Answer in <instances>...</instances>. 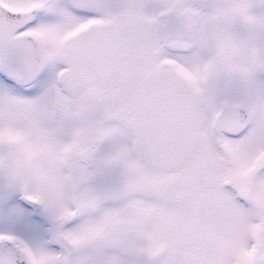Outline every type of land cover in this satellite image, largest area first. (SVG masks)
<instances>
[{"label": "rangeland", "instance_id": "1", "mask_svg": "<svg viewBox=\"0 0 264 264\" xmlns=\"http://www.w3.org/2000/svg\"><path fill=\"white\" fill-rule=\"evenodd\" d=\"M8 1L22 4L27 0ZM58 1L66 4L68 0ZM131 1L134 6L137 1L145 4L122 0V6L119 2L106 8L105 16L127 17L126 5ZM155 3L146 11L155 14L168 7ZM47 16L42 15L37 26L50 35L63 34L74 21L65 11ZM156 29L159 45L153 53V79L156 85L167 81L185 93L184 86L161 67L159 60L171 53ZM68 44L62 40L50 45L55 59L47 73L32 84L43 87L39 91L16 88L21 85L0 76V125L31 136L39 151V171L30 185L55 222L44 220L40 232L29 214H19L26 230L40 236L34 246L37 264H264V221L260 215L264 213V173L259 170L264 158V76L252 71L251 77L255 76L245 89L214 91L209 53L199 52L198 62L180 56L194 73L202 100L177 93L179 98H187L180 106L172 103L171 111L184 113L194 122L200 143L196 145L195 137L192 135L191 142L188 136L190 148L185 149L177 132L166 134L160 105L151 113L156 135L152 136L148 126L143 151H139L140 138L136 140L132 126L116 119L119 110H125L129 118L124 107L133 91L120 96V109L118 94L112 89L123 74L112 61H95L74 96L61 89L63 70L69 77L67 85L79 80L82 70L83 62L68 69L60 56ZM223 96L240 97L252 107L254 122L241 137L220 138L211 129L220 112L213 105ZM7 228L19 230L12 224ZM67 241L75 244L74 249Z\"/></svg>", "mask_w": 264, "mask_h": 264}, {"label": "flooded vegetation", "instance_id": "2", "mask_svg": "<svg viewBox=\"0 0 264 264\" xmlns=\"http://www.w3.org/2000/svg\"><path fill=\"white\" fill-rule=\"evenodd\" d=\"M2 1L20 11L30 12L36 9V13L28 18L19 31V33L27 31L37 33L48 50V65L33 83L47 73L52 60L55 59L53 58L54 53L49 48L50 45H58L62 40L69 42L67 45L69 47L60 55L67 62L68 69L74 64L83 62L79 73L80 79H76L72 85H67L65 80L69 81V77L64 75V70L61 72L60 87L69 97L77 93L81 87L78 83L82 84V81L86 80L84 73L92 67L95 61L105 58L104 60L113 62L116 70L118 69L123 74L112 89L118 94L117 104L120 109L123 108L120 104L122 99L120 96L133 91V97L127 107H124L128 110L129 118L127 119L125 110H119L116 111V119L132 126L136 140L140 138L139 151H143L144 134L148 126H151L152 136L156 135L151 113L153 114V111L160 105L165 114L162 124L166 134L177 132L175 135L185 149L190 148L186 143L188 136L191 142L192 135L195 137L196 145L200 143L199 136L194 133V122L189 117L183 116L184 113L178 114L171 111L172 103L180 106L183 101H186L185 96L188 94L200 97L202 100L199 83L191 69L180 60V56L187 55L198 62L196 57L199 52L204 50L202 51L204 54L205 51L209 53L214 91L220 88L245 89L248 80L255 76L251 77L252 71L264 76V12L261 11L264 9V0H178L169 4H160L157 2L159 0H140L145 4L137 1L135 6L134 1H131L126 5L129 15L127 17L121 15L123 19L118 18V15L114 18H107L104 12L106 8L112 7V3L118 6L120 2L122 6V0H68L66 4L58 0H27L22 4L8 0ZM154 2L157 7L161 5H168V7L158 9L155 14L152 10L146 11L149 5V9H153ZM60 11H65L68 16L74 18L63 34L59 31L55 35H50L37 26L42 15L50 16ZM155 28L160 35L161 43L171 53L159 60L161 67H164L175 80L184 86L182 90L185 93L167 81H160L156 85L153 79L154 70H151L154 60L153 53L155 47L159 45L154 37ZM118 75L119 73L115 74L114 79ZM0 76L14 83L1 74ZM33 83L16 86V88L31 91H39L43 88L34 86ZM177 93L185 96L179 98ZM241 103L247 104L252 110L248 101L240 97L230 98L229 96L218 98L213 107H219L220 111L226 104ZM2 107L3 104L0 103V110ZM217 115L218 113L214 116L212 123ZM252 117L251 124L239 136L223 132L216 135L220 138L223 136L241 137L254 122L253 110ZM171 118L174 122H171ZM38 158L39 151L34 147L28 133L3 129L0 125V241L10 240L30 250L35 261L34 246L39 244L40 236L30 228L26 230L27 224L19 218V214H29L31 222H35L40 232L44 220L55 223L50 219L52 216L44 200L32 190L30 185L39 171L37 170ZM68 161L67 159L66 175L68 185H71ZM228 161L236 167L235 163ZM259 170L264 173V158ZM30 197L42 200L46 210L43 213H35L32 206L27 203ZM260 215L264 221V213L261 212ZM10 224L16 225L19 230L7 228ZM63 226L68 229V225ZM59 234L60 239L66 243L61 232Z\"/></svg>", "mask_w": 264, "mask_h": 264}, {"label": "water", "instance_id": "3", "mask_svg": "<svg viewBox=\"0 0 264 264\" xmlns=\"http://www.w3.org/2000/svg\"><path fill=\"white\" fill-rule=\"evenodd\" d=\"M36 13L15 10L0 0V74L7 80L31 84L48 65V50L43 39L33 31L19 33L21 26ZM253 120L247 104H226L213 122L216 134H242ZM35 213H43L40 200L28 198ZM0 264H36L30 250L10 240L0 241Z\"/></svg>", "mask_w": 264, "mask_h": 264}]
</instances>
